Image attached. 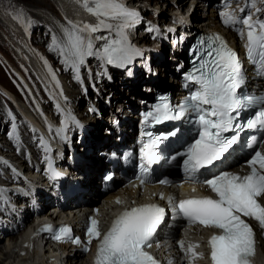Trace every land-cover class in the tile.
I'll return each mask as SVG.
<instances>
[{"label":"snow or ice","instance_id":"snow-or-ice-1","mask_svg":"<svg viewBox=\"0 0 264 264\" xmlns=\"http://www.w3.org/2000/svg\"><path fill=\"white\" fill-rule=\"evenodd\" d=\"M83 7L97 22L84 24L82 28L73 25L74 30L67 32L66 42L61 48L66 62L76 66L84 62L85 55H92L91 34L102 29H115L120 36L119 40H111L102 49L101 58L107 64L123 66L140 54L128 45L126 39V30L139 22L137 12L128 9L121 0H84ZM223 15L226 25L244 26L239 35L246 39L249 58L254 64L259 63V74L264 76V21L253 23L250 15L240 19L230 12ZM208 39L207 47L197 57V66L186 76L194 86L190 96L176 109L163 103L156 106L154 113L147 114L156 123L179 120L188 113L195 114V124L199 128L197 138L180 154L184 156L183 170L190 179L196 178L201 169L220 160L237 143L238 135L227 137L224 133L245 127L264 130V107L252 112L243 123L239 122L240 112L252 109L258 103L264 105V97L240 94L245 77L236 53L218 35ZM168 135L175 136L176 131ZM166 138L157 136L146 145L141 165L143 171L146 172L148 166L160 159L151 148ZM250 140L248 147L252 148L257 137L253 135ZM246 163L250 172L245 175L224 171L203 181L217 198L181 199L173 205L177 214L189 223L220 230L208 240L212 264H251L255 255L253 230L242 217L255 219L264 226V204L260 202L264 198V151H253ZM141 183H144L143 179ZM160 183L169 181L161 180ZM169 202L172 203L171 200ZM164 214L165 209L156 204L133 207L119 215L103 235L99 222L91 219L87 234L100 241L94 264H159L147 249L152 247L153 236ZM60 231L66 234L70 229L62 228ZM55 238L61 239L59 235ZM75 242L80 241L76 239ZM179 244L185 250L184 241H179ZM197 247L199 245L189 244L185 250L186 255L190 254V264L204 256L196 252Z\"/></svg>","mask_w":264,"mask_h":264},{"label":"bare ground","instance_id":"bare-ground-1","mask_svg":"<svg viewBox=\"0 0 264 264\" xmlns=\"http://www.w3.org/2000/svg\"><path fill=\"white\" fill-rule=\"evenodd\" d=\"M51 1H52L51 10L53 12L60 11L63 15V18L59 17L62 23L61 22L59 23L58 21L57 23L53 21L51 18V23H50L51 25H50L48 24L50 22L49 19H45V23L50 25L49 28H51L52 41L59 43V47H58L59 49H57V51L54 54L53 53L51 54V68L53 66V69L56 73H60L62 76L66 77L67 82L73 83L74 86L79 87V85L84 84L85 87L87 88V93H85L83 90L80 92L78 91L77 94L71 98V101L67 102L64 89L62 88L64 85H61V84L59 85L58 81L55 82L53 80L52 74L54 73L53 71H51V104H49V106H51L50 108L51 110L58 109L66 116L74 118L75 122H77L76 120L77 115H80L83 109H86L88 112L92 113V115L96 119V123L94 125H91L92 127L89 128V135L87 137L91 138V143L92 145H95V146L102 140V138L100 137L101 134L105 133L106 130L112 129V127H110L109 124H107V122L111 120L109 115L118 116L119 112L122 111L120 110V108L124 107L125 101L130 105L129 108L124 107L125 110L131 112L132 110L130 107H132L134 103H139L138 101L140 99H148L151 101V98L154 95V90L158 89L159 87L163 88V90L169 89L176 93V85L178 83V75L176 71V66L178 64H182L183 62L187 63L188 49L186 47V43L189 38L188 34L192 33L191 30H193V26L197 25V22L201 24V23H204L206 20H208L207 18L202 19L205 16L200 15V14L193 16L196 20L198 19V21L196 22H194L193 20H190L192 18L193 13H191L190 17L186 16V15H189L190 6H191L190 3L194 2L195 0H166L164 1V3L169 1L167 7L171 10V13L168 14L169 15L168 19L166 18L167 14L165 12L159 11L156 9L159 5L161 6L160 0H130V2L132 3H135V4L139 3L140 6H137V7L140 8L144 12V14L148 16V18L154 19V21H155V18H152V17L154 15H157L159 16L158 21L162 23L167 22L168 24L173 18L172 13L174 11L181 13V15L183 16L182 24H179L177 28H174L169 32L165 31L167 33V37L170 39V43L169 45L163 44L164 49L162 51L150 52V50H148L150 47L147 45H143V43L146 44L147 42V40H145L144 37L150 36L152 38L151 33H146L145 31H143V27L146 26L144 23L138 26L137 28H129L126 30V34L131 36L134 44H137L145 52L146 57L143 59V62H150L152 70L156 72V75H153V73L149 74L147 71H145V69H143V66L138 65V62H137L135 64V67L138 70V82L136 83L129 77L125 76L124 72H117L113 64H107L101 58L103 47H105L106 44L110 43L111 40L113 39L119 40L118 36L115 33V29L111 31L107 29H102L101 31L91 34L92 44H93V48H92L93 54L85 55L84 62L82 64L73 66L70 62H66L65 57L61 54V48L64 46L66 42L65 38L67 36V32L69 30H74L72 25H73V22H75L76 20H81L82 22L84 21L86 23H89L90 17H86V20L83 19L82 16L77 17V15L75 14V11H72V9H70V5L72 4V2L74 3V1L72 0H51ZM75 2L77 1L75 0ZM81 3L84 4V0H82ZM153 3H155L156 8H153V7L150 8V4H153ZM141 5H144V7ZM197 5L201 7L203 4L198 3ZM162 8H163V5H162ZM213 15L214 13L212 10L211 13L208 14V16L211 17ZM7 20L11 24V26L14 27L13 21L9 18H7ZM183 25H187L186 30H184ZM7 27L8 29L10 28L11 32L14 29L9 26ZM80 27L82 28L83 25L82 26L80 25ZM196 27L199 28V25ZM10 30L8 31L10 32ZM181 35H183L184 40L176 41L175 40L176 37H180ZM28 51L29 50H27V52ZM8 61H10V64L13 66L14 69L18 71L23 70V67L20 65L18 61L16 62L11 61V60H8ZM77 67L79 68L82 74V81L78 77ZM92 103H94L100 109L101 115L94 112ZM57 130H58V127H57ZM76 130H77L76 128L75 129L72 128V130H67L69 133H73L74 141H75V136L78 133V131ZM8 135L7 134L0 135V150H3L4 152H7V150L9 149H13V150L18 149L16 147L17 143L14 142L11 138H9ZM47 140H49V142L52 144V148L55 153V156L57 155V153H59V157H61V160L59 161V163L61 162L62 165L64 166V162H65L64 157L68 156V151H69L68 145L65 142H64L65 145L62 143L63 139L57 136L56 130L55 132H53V134H51V140L50 139H47ZM33 143H34V140H33ZM37 150H38V147H37ZM58 150L60 151L58 152ZM86 157H87L86 161L79 163L81 165V167L79 168L82 170V172L86 173V177L90 176L89 185L91 186V192L93 194L90 199L94 200L96 198L95 187L98 181L97 175L99 174L100 170H105L107 166L104 163V160L98 158L97 156H86ZM23 164L25 165V169H28L29 171L31 170L30 166L33 165V163L30 164L29 161H26V163H23ZM65 165H67V163H65ZM0 167L3 168V166H1V162H0ZM130 192L131 190H127V193L130 194ZM20 194L21 192H19L18 194L16 193V195H12L10 197L11 201L14 202L15 199L17 200L18 195ZM43 196H44L43 193L40 196H36L37 201H38L37 204L44 203L42 199H39ZM107 197H109V195H107ZM130 198L135 199V196L131 194ZM263 201H264V198H263ZM15 204H18V200L15 202ZM95 205H99V204L95 202ZM20 209L22 210L20 211L21 215L26 220L19 223L17 228L11 230L10 233L12 234H9V235L6 234L7 236L6 238L9 240V243H8L9 247H7V250L9 249L13 251V249L16 248L15 246L25 245V248H23L21 252H19V254L16 256V259L18 258L26 262V261H30L32 257L39 255L40 256L39 260H41L39 264H45V263L52 264L53 261L51 259V255L48 250H45V251L42 250L41 252H43V254L42 253L39 254L38 248L33 246L35 245V242H32L27 237H24L25 236L24 226L26 224L27 219L30 216L28 213V207L20 208ZM0 214H3V213H0ZM12 215H13V218L19 219L17 215H14V214ZM6 219H10V217ZM181 231L184 234L187 233L184 228H182ZM18 232H20L19 236H17ZM194 233L198 235L196 232ZM186 235L189 237V234H186ZM258 236H259L260 246H259V251L257 253L256 258L259 264H264V262L262 261L264 260V231L261 230ZM19 237L22 238L20 243L18 241ZM199 237L203 241L201 243L200 249H201V253H203L204 256L202 260L200 261L198 260V262L199 264H206L205 259L207 258L206 253L208 252L206 240H205L206 236L204 233H201ZM12 242L14 243V245H11ZM0 252H2L3 254V258L0 259V264H4L6 260L12 257L11 253L4 252L1 249V247H0ZM16 259L12 262H15ZM66 264H79V263H77V261H73L72 259H70V260H67Z\"/></svg>","mask_w":264,"mask_h":264},{"label":"rangeland","instance_id":"rangeland-1","mask_svg":"<svg viewBox=\"0 0 264 264\" xmlns=\"http://www.w3.org/2000/svg\"><path fill=\"white\" fill-rule=\"evenodd\" d=\"M72 1H74V3L72 2L71 5L69 3L70 9L75 11L77 17L82 16L85 20L86 17H90L89 23H96L95 17L89 14L83 7V3H81L82 0H76L77 2H75V0ZM164 1L166 0H160L161 6L159 5L157 8L155 3L150 4V8L153 7L159 11L165 12L167 14L166 18L168 19V14L171 13V10L167 7L169 1L166 3H164ZM51 2V0H0V135L9 134V138L17 143L16 147L18 148L16 150L9 149L7 152L0 150V162L1 166H3V168L0 167V186L5 187L2 191L9 197L19 193V190L15 193V189H12L13 186H19L20 182L24 185L22 175H36L35 163H37V167L41 168V161H38L37 157H39V155L37 154H39L38 151L41 150L42 136L51 140V134L56 130L55 127H58V129H65L64 122L68 125L66 130H72V128L77 129L76 123L78 121L86 125H94L96 123L95 117L86 109H83L80 115H77V122H75L74 118L66 116L58 109H50L51 71L54 73L52 74L53 80L55 82L58 81L59 85H64L62 88L64 89L67 102L71 101V98L74 97L78 91L80 92L83 90V84L79 85V87L74 86L73 83L67 82L66 77L62 76L60 73H56L53 66L51 68V54H54L57 49H59V43L52 41L51 28H49L51 25V18L53 21H58L59 23L61 22L60 18H63L60 11L53 12L51 10ZM202 10L203 8L197 5L190 20L194 22L198 21V19L196 20L193 16L198 14L203 15ZM156 16L157 15H154L152 18H156ZM7 18L13 21L14 29L12 32L10 28L8 29L7 27L8 24H10ZM45 19H49L50 22L48 24L50 25L45 23ZM157 19L159 20V16H157ZM84 24L88 23L82 22L81 20L73 22V25L82 26ZM165 24L167 25V22H165L164 25ZM198 25L199 22H197L196 26ZM8 30H10V32ZM144 39L147 40V42L146 44L143 43V45L149 46L150 48L148 50H150V52L162 51L164 49L163 44L157 39H153L150 36L144 37ZM27 50H29L28 52L30 54ZM8 60L14 62L18 61L23 67V70L18 71L14 69ZM76 131H78V129ZM28 154L31 155V160H29ZM26 161H29L30 164L33 163V165L30 166V171L25 169L23 163H26ZM13 168L16 169L17 172H11ZM41 172H43V168ZM14 173H16L15 177L12 176ZM39 175L41 176V174ZM35 183H38V180L35 181ZM31 221L32 217H29L25 226H23H28ZM19 233L20 232L17 233V236H19ZM6 237L5 234L0 232V247L4 252L11 253L12 256L10 259L6 260L4 264L40 263L41 260H39V255L32 257L30 261L26 262L18 258L16 259V256L25 248V245H17L13 251L7 250V247H9V240ZM18 241L19 243L21 242L20 237ZM11 245H14V243L12 242ZM2 258L3 254L0 252V259ZM15 259L16 261L12 262ZM262 261L264 262V260ZM62 264H66V262Z\"/></svg>","mask_w":264,"mask_h":264}]
</instances>
